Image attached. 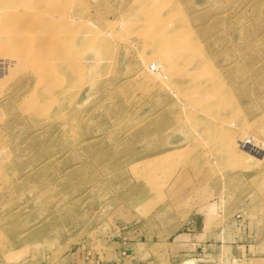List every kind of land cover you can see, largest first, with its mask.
Wrapping results in <instances>:
<instances>
[{
    "label": "rangeland",
    "instance_id": "374dc122",
    "mask_svg": "<svg viewBox=\"0 0 264 264\" xmlns=\"http://www.w3.org/2000/svg\"><path fill=\"white\" fill-rule=\"evenodd\" d=\"M264 264V0H0V264Z\"/></svg>",
    "mask_w": 264,
    "mask_h": 264
},
{
    "label": "crops",
    "instance_id": "0c3cea01",
    "mask_svg": "<svg viewBox=\"0 0 264 264\" xmlns=\"http://www.w3.org/2000/svg\"><path fill=\"white\" fill-rule=\"evenodd\" d=\"M77 264H93L92 260H88V262L84 259H80L79 262H77Z\"/></svg>",
    "mask_w": 264,
    "mask_h": 264
}]
</instances>
